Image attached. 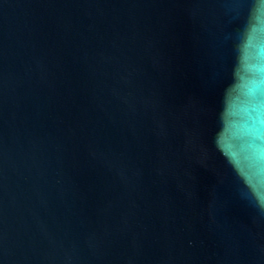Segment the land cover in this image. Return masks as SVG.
I'll return each instance as SVG.
<instances>
[{"label": "water", "instance_id": "obj_1", "mask_svg": "<svg viewBox=\"0 0 264 264\" xmlns=\"http://www.w3.org/2000/svg\"><path fill=\"white\" fill-rule=\"evenodd\" d=\"M0 264H264V0H0Z\"/></svg>", "mask_w": 264, "mask_h": 264}]
</instances>
